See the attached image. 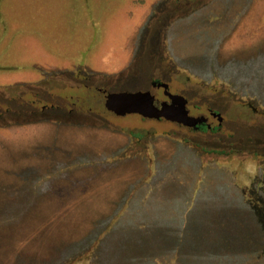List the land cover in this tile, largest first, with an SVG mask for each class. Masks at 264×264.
Segmentation results:
<instances>
[{
    "label": "rangeland",
    "instance_id": "1",
    "mask_svg": "<svg viewBox=\"0 0 264 264\" xmlns=\"http://www.w3.org/2000/svg\"><path fill=\"white\" fill-rule=\"evenodd\" d=\"M232 4L0 0V264H264V61L232 58ZM140 92L223 128L106 105Z\"/></svg>",
    "mask_w": 264,
    "mask_h": 264
},
{
    "label": "crops",
    "instance_id": "2",
    "mask_svg": "<svg viewBox=\"0 0 264 264\" xmlns=\"http://www.w3.org/2000/svg\"><path fill=\"white\" fill-rule=\"evenodd\" d=\"M230 17L227 38L232 58L246 64L264 61V0H233Z\"/></svg>",
    "mask_w": 264,
    "mask_h": 264
},
{
    "label": "flooded vegetation",
    "instance_id": "3",
    "mask_svg": "<svg viewBox=\"0 0 264 264\" xmlns=\"http://www.w3.org/2000/svg\"><path fill=\"white\" fill-rule=\"evenodd\" d=\"M154 95V94H152ZM156 98L154 99V111L153 113L149 114L147 112H143L140 111L138 113H141L143 116L145 117H150V119H153L155 121H163V120H167L169 122H172L174 120H178L181 119V114H183L185 117L183 118V121L185 119L189 120V115H190V110L187 107L186 108H182V105L180 102L178 101H174L172 99H169L168 97L165 98H159L158 96L154 95ZM185 106V105H184ZM182 108V109H180ZM185 110L188 114V116H186L184 113ZM191 117V116H190ZM193 119H198V120H191L193 123L190 124V122H186L187 124H190L192 126L193 129L197 130V131H201L203 130V127H207L209 128V130L212 128L211 126V118L210 117H206L204 115L198 116V117H191ZM183 126V125H182Z\"/></svg>",
    "mask_w": 264,
    "mask_h": 264
},
{
    "label": "water",
    "instance_id": "4",
    "mask_svg": "<svg viewBox=\"0 0 264 264\" xmlns=\"http://www.w3.org/2000/svg\"><path fill=\"white\" fill-rule=\"evenodd\" d=\"M155 98L156 97L150 93L140 92L126 96H114L111 98H107L106 105L110 107L114 112L118 113L119 115L120 114L124 115L128 112H140V111L151 114L154 111ZM184 114L188 116L186 111ZM181 115L183 116V118L185 117L183 114ZM185 120L190 122L191 120H198V119H193L189 116V120L187 119ZM192 123L193 122L191 121L190 124Z\"/></svg>",
    "mask_w": 264,
    "mask_h": 264
},
{
    "label": "trees",
    "instance_id": "5",
    "mask_svg": "<svg viewBox=\"0 0 264 264\" xmlns=\"http://www.w3.org/2000/svg\"><path fill=\"white\" fill-rule=\"evenodd\" d=\"M196 108H198V107H196ZM210 116L211 117H214L213 120H217L218 121V124H216L215 121H214V122L211 123L212 128L210 130L207 127H203V130L202 131L203 132H206V133H209L210 132V134L217 133L218 131H220L223 128V125L220 123V121L223 120V118L219 115L218 112H215V111H212L210 113Z\"/></svg>",
    "mask_w": 264,
    "mask_h": 264
}]
</instances>
